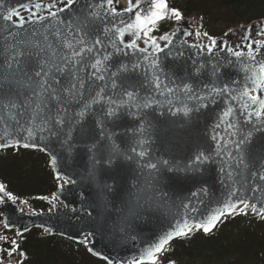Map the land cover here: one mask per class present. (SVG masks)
<instances>
[{
    "label": "water",
    "instance_id": "1",
    "mask_svg": "<svg viewBox=\"0 0 264 264\" xmlns=\"http://www.w3.org/2000/svg\"><path fill=\"white\" fill-rule=\"evenodd\" d=\"M37 2L38 0H4L0 7V71L6 49L14 42V37L27 38L33 31L46 34L56 24L52 17L47 16L46 9H41L39 13L46 19L29 20L31 13L20 8L22 4L31 7ZM42 2L47 4L50 0ZM100 3L101 0H76L73 8L59 16L64 21H71L86 13V5L92 4L95 7ZM127 3L128 0H119L113 6L124 8ZM9 7H16L25 18L26 22L22 27L15 22L16 17L12 21L3 18L6 15L4 9ZM95 10L100 13L95 23V31L85 37L90 46L92 36L101 34L103 38L101 29L105 24L111 28L112 23H118L120 19L128 21L132 15L120 12L116 20H113L104 7H97ZM60 27L65 35H82L66 25ZM245 29L248 30L247 33ZM184 31H199L194 18L183 17L179 24L175 21L166 31L175 32V35L169 49L159 54L160 68L157 74L162 84L175 87L187 82L193 85L197 93L205 91L204 85L222 86L225 83L237 91L241 90L246 75L242 62H249L246 45L252 39L264 40V36L260 35L264 32V19L238 24L214 37L217 47L212 52L191 46L193 43L207 46L210 43L209 38L203 35L185 36ZM244 35H248L250 39L242 41ZM49 39L55 42L53 37L50 36ZM130 39V35L126 34L125 40ZM138 43L141 47H148L142 41ZM117 44L119 45L118 39ZM227 47L237 51L244 48L245 55L237 59L226 50ZM254 47L258 49L255 53L257 61H264V48L259 44ZM125 51L127 54L116 53L105 40L103 46H97L93 53L88 54L96 57L98 52L99 58H102L106 52L113 53L110 61L105 62L107 70L99 73L105 76L103 81L95 80L92 83L91 72L94 69L90 67L81 74L88 91L103 87L102 95L106 99L92 105L83 117H75V121L60 130L56 136L43 133L28 139L27 133L6 112L0 110V142L19 139V145L12 143L9 147L22 148H25V143H36L37 147L28 149L40 150L48 157V166L56 180V188L52 193L37 197L49 205L46 209L24 210L19 198L15 202L8 200L0 204V236H7L18 242L23 234L38 228L42 232L41 236L57 235L82 244V234L91 232L94 235L89 237L88 245L82 244L86 250L92 247L120 264H127L142 248L155 242L165 231L171 230L183 219H187L189 223L206 220L228 201V194L234 189H239L235 192L237 199H249L258 207L264 204V181L259 179V174L264 172V129L254 132L243 151L239 152L234 141H238L243 133L239 128L227 129L229 121L242 126L243 131L250 130L253 125L259 126L255 118L252 124H245L240 108L242 101L231 100L227 94L214 95L203 102L188 100L182 93L169 95L165 92V95H160L150 83L152 74L149 61H145L136 50ZM137 62L141 67L133 70L132 64ZM120 64L127 65L128 71L118 74L115 78L118 87L113 89L110 73L116 71ZM214 67L218 69L215 74ZM197 68H200L199 72L196 71ZM88 85L91 87L88 88ZM125 89L135 90L140 97L155 98L160 103L147 109H137L129 102L119 107L116 115L108 117L106 113L111 105L108 104L107 97L127 99L123 96ZM19 91L22 100L24 90ZM202 104L206 106H201ZM185 105L193 109L187 115L183 112ZM230 105L234 107V113L230 118H224L225 122L222 123V114ZM78 110V107L70 109V121L73 111ZM28 116L29 112H25L19 117L21 125L26 123ZM217 124L220 127L217 128ZM141 126L143 131L140 130ZM69 131L71 137L69 143L65 144L64 141L68 139L66 133ZM232 132H236V135H231ZM213 135L228 141L226 147L221 142L219 156L215 155L217 141L212 139ZM93 144L97 145L95 150H92ZM133 147L137 152L131 151ZM141 150L146 152L145 157L138 155ZM201 151L212 154L211 158L196 162L195 156ZM228 152L232 153L233 158L228 156ZM52 157L56 158L55 164ZM241 159L244 161L242 164L239 163ZM164 160L168 164H164ZM148 162L157 163V169L146 168ZM229 172L232 173L231 178L228 176ZM57 174L70 178L75 183H64L57 179ZM53 194L56 195L55 200L52 199ZM137 203L140 205L137 214L131 215L130 209ZM21 208L23 212L20 211ZM247 216L251 219L259 217L250 209ZM5 220L12 225L11 228L4 227ZM25 227L27 232L22 231ZM45 227L51 231L45 232ZM18 230L22 235H17ZM201 232L207 234L202 230ZM7 247V242L0 241V248ZM17 254L18 251L9 258L4 253L6 260L10 259L12 264Z\"/></svg>",
    "mask_w": 264,
    "mask_h": 264
},
{
    "label": "snow or ice",
    "instance_id": "2",
    "mask_svg": "<svg viewBox=\"0 0 264 264\" xmlns=\"http://www.w3.org/2000/svg\"><path fill=\"white\" fill-rule=\"evenodd\" d=\"M118 2L119 0H101V3L95 5V7L92 4H88L86 5V13L71 21L62 20L59 14L73 8L76 0H50L47 4H44L42 0H38L31 7L28 4L20 5V8L31 13L28 17L29 20L46 19L44 15L39 14L41 9H46L47 16L52 17L56 21V24L52 25V31L46 32V34L41 35L33 31L27 38L15 39L14 37V42L8 45L6 55L2 61V71H0V110L6 112L20 126L21 130L27 133L28 139L43 133H48L50 136L58 135L60 130H63L69 123L75 121V117H83L91 109L92 105L106 99L102 95L104 93L103 87H100L99 90L93 89L88 91L86 81L81 74L85 73L90 67L94 69L91 72L92 83L95 80L103 81L105 79V76L99 73L107 70L105 62L110 61L113 53L106 52L102 58H99L98 52L96 57L89 56L88 54L93 53L97 46H103L105 40H107L116 53L127 54L126 49H133L141 53L145 61H149L152 74L150 83L160 95H165V92L169 95L182 93L188 100L200 102L213 98L214 95L224 94H227L231 100L240 99L242 101L240 108L244 115L245 124H252L253 118H255L259 125H253L250 130L243 131V127L239 124L227 122V129L239 128L243 133L238 141H234L237 151H243V147L251 140L253 133L264 129V61H257L255 53L258 49L254 47V45L259 44L264 48V40L252 39L246 45V54L249 62H242L246 75L241 90L237 91V89L227 83L222 86L214 84L204 85L205 91L203 93H197L193 85L187 82L170 87L162 84L157 72L160 68L159 54L163 53L165 49H169L175 32H165L158 37L154 33L158 30L162 21L175 20L179 24L183 20L181 11L178 8L170 7L168 0H135V2L128 0L127 6L124 8L113 6L114 4H118ZM3 3L4 0H0V7L3 6ZM97 7H104L112 15L113 20H116L120 12L132 15L128 21L120 19L118 23H112L111 28L105 24L101 29L103 38L101 34L92 36V44L90 46L85 37L90 36L95 31L96 20L100 17V13L95 10ZM4 11L6 15L3 18L6 21H12L13 17H16L15 22L20 24L21 27L26 22L16 7H9L4 9ZM60 25H66L75 33H82V35L75 36L71 35V33L65 35ZM247 31L245 29V33ZM126 34L130 35V40H125ZM9 35L12 34L9 33ZM184 35H195L196 37L203 35L207 37L208 33L204 32L201 34L200 31H184ZM260 35L264 36V32H261ZM50 36L54 38L55 42L49 39ZM117 39L119 40V45L117 44ZM209 39L210 43L207 46L200 43H193L191 46L212 52L217 47V41L213 37H209ZM241 39L242 41L249 40L250 37L244 35ZM138 41H142L148 47H141ZM161 42L164 43L161 44ZM120 45H123V47ZM226 50L231 52L237 59L245 55L244 48L237 51L234 48L227 47ZM168 54L170 55L171 52ZM150 56L152 57L151 59ZM89 60L91 61L90 64ZM139 67H141L139 62L132 64L133 70ZM202 67L203 65L200 66V68ZM200 68H197L196 71L199 72ZM127 71L128 66L120 64L116 71L110 73L113 78L111 84L113 89L118 87L117 80L115 79L118 74ZM216 71L218 69L214 67L213 74ZM233 83L235 84L236 82L233 81ZM90 87L91 85H88V88ZM162 88L163 90H161ZM19 89L24 90L22 100L20 99L21 93ZM123 96L127 99L121 98L117 100L107 97V102L111 105L106 113L108 117L116 115L118 108L127 105L129 102H132L133 106L137 109H147L153 104L160 103L155 98L140 97L135 90L125 89ZM201 106H206V104H202ZM74 107H78L79 110L73 111L72 120L70 121L68 114L70 109ZM192 110L187 105L183 107L185 115L189 114ZM25 112H29L28 120L24 125H21L19 117L23 116ZM233 113L234 107L228 106L222 114L221 122L224 123V118H230ZM216 127L218 128L220 125L217 124ZM140 130H144L143 126H141ZM101 134L103 135V133ZM231 135H236V132H232ZM66 136L68 139L64 143L68 144L71 132L66 133ZM212 139L217 141L215 155L219 156L221 142L226 147L228 141L223 137L218 138L217 135H213ZM12 143L19 145L20 140L13 138L8 142H0V148H7ZM23 146L25 148H35L38 145L36 143H25ZM96 148L97 145L93 144L92 150ZM131 151L135 153L137 149L133 147ZM227 154L230 158H233L231 152ZM138 155L145 157L146 152L141 150L138 152ZM211 155L201 151L195 156V161H207L211 158ZM52 162L55 164V157H52ZM108 162L110 163L111 161ZM96 163H99V161H96ZM163 163L168 164V161L164 160ZM239 163H244L243 159ZM145 167L155 170L157 169V163L148 162ZM228 176L231 178L232 173L229 172ZM57 179L63 180L64 183H75L70 178H65L59 174H57ZM259 179L264 181V172L259 174ZM60 187L62 188L63 184ZM236 191H239V189L230 191L228 201L215 213L209 215L206 220L189 223L187 219H183L174 228L165 231L155 242L142 248L137 256L127 261V264H176L175 260L166 259V254L169 252L171 242L174 239L188 238L197 230L210 233L222 218L236 214L247 215L249 209L252 213L264 219V204L258 207L256 203H252L249 199H237L235 196ZM45 199L47 198L45 197ZM52 199H56L55 194H53ZM8 200L15 202L17 197L7 190L6 185L0 183V204H4ZM22 203H27V201H23ZM139 207L140 205L137 203L136 206L130 209V214H137ZM184 207H188V205H184ZM20 211L23 212V209L21 208ZM4 227L8 229L12 225L5 220ZM22 231L27 232V227ZM44 231L50 232L51 229L45 227ZM17 235H22V232L18 230ZM92 235L94 233L91 232L82 234L80 242L87 246L89 237ZM0 241H5L9 244L7 248H0V264H12L10 259L6 260L4 253L9 258L14 253H17L20 247L17 240L10 239L7 236H0ZM87 251L94 256L101 257L106 264H120V262L110 259L107 255H102L101 252L94 250L92 247H88ZM19 255L22 258L26 256L24 252H19ZM19 264H22V261Z\"/></svg>",
    "mask_w": 264,
    "mask_h": 264
},
{
    "label": "trees",
    "instance_id": "3",
    "mask_svg": "<svg viewBox=\"0 0 264 264\" xmlns=\"http://www.w3.org/2000/svg\"><path fill=\"white\" fill-rule=\"evenodd\" d=\"M170 7L178 8L182 16H201L214 22L224 21L227 26L264 19V0H168ZM219 18V19H218ZM199 28L214 37L224 30L199 21ZM172 20L162 21L160 34L169 29ZM0 182L14 196L27 201L28 208L43 209L45 203L36 198L51 193L55 180L48 167L47 156L39 150L13 147L0 151ZM34 196V197H33ZM16 264H106L91 256L85 248L59 236H40L32 229L19 241ZM166 259L176 264H264V219L248 218L244 214L222 218L207 235L199 230L188 238L171 242Z\"/></svg>",
    "mask_w": 264,
    "mask_h": 264
},
{
    "label": "rangeland",
    "instance_id": "4",
    "mask_svg": "<svg viewBox=\"0 0 264 264\" xmlns=\"http://www.w3.org/2000/svg\"><path fill=\"white\" fill-rule=\"evenodd\" d=\"M219 19V18H218ZM194 20H195V22L197 23V26L199 27V21H202L203 23H204V25H205V27H207L206 26V24L207 25H209V26H211V27H214V28H217V29H223V30H226V29H229V28H232V27H235V26H237V25H234V26H230L229 27V25L227 26V23L226 22H224V21H220V20H217V21H214V22H210L209 20H206V19H203L201 16H194ZM173 21V20H172ZM229 27V28H228ZM201 31V30H200ZM155 34V33H154ZM156 36H158L159 34L158 33H156L155 34ZM24 149V148H23ZM31 150V149H30ZM23 208L24 209H27L26 208V206L24 205L23 206ZM14 260H17V257H15V259ZM15 262V261H14Z\"/></svg>",
    "mask_w": 264,
    "mask_h": 264
},
{
    "label": "bare ground",
    "instance_id": "5",
    "mask_svg": "<svg viewBox=\"0 0 264 264\" xmlns=\"http://www.w3.org/2000/svg\"><path fill=\"white\" fill-rule=\"evenodd\" d=\"M34 197V196H33Z\"/></svg>",
    "mask_w": 264,
    "mask_h": 264
}]
</instances>
